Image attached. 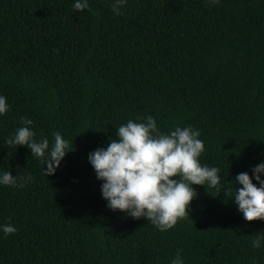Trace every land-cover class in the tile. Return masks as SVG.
<instances>
[{
	"label": "trees",
	"instance_id": "obj_1",
	"mask_svg": "<svg viewBox=\"0 0 264 264\" xmlns=\"http://www.w3.org/2000/svg\"><path fill=\"white\" fill-rule=\"evenodd\" d=\"M114 2L0 0V176L25 178L0 184V226L16 228L0 227V264H171L178 251L183 264H264V220L230 197L264 162V0H126L121 15ZM149 115L163 133L199 130L201 165L232 187L192 185L189 218L163 232L111 210L88 159ZM22 117L49 149L55 132L73 144L54 174L6 144Z\"/></svg>",
	"mask_w": 264,
	"mask_h": 264
},
{
	"label": "clouds",
	"instance_id": "obj_2",
	"mask_svg": "<svg viewBox=\"0 0 264 264\" xmlns=\"http://www.w3.org/2000/svg\"><path fill=\"white\" fill-rule=\"evenodd\" d=\"M210 2L218 3V0ZM125 4L126 0H115L113 13L121 15L120 8ZM72 7L76 11H84L89 8L88 0H75ZM8 110L6 98L0 95V115ZM141 119L143 122L129 119L126 124L120 125L116 129V138L111 139L106 148H97L88 156L97 179L103 181L102 197L111 210L126 212L134 219L143 217L163 232L175 227L179 220L189 218L190 204L197 197L192 185L213 188L215 195L222 188L225 192L232 191L231 185H222L219 168L201 165L199 158L205 146L199 139V130L191 126H177L169 133H163L151 115L137 118ZM32 123L31 119L22 117L21 124L24 126L19 127L6 144L30 148L31 154L47 165L45 175H52L74 146L55 132L54 144L49 149L47 137L39 142L34 139L36 134L30 127ZM261 173H264V162L253 168L252 177L246 172L239 173L235 182L242 187H235L234 194L230 196L234 197L238 210L249 222L264 220V179H261ZM253 177L259 186L252 182ZM24 179L6 171L0 176V184L17 186L18 180ZM26 179L30 181L31 175ZM0 227L5 237L16 232L11 224ZM250 243L253 248L261 246L260 238ZM171 264H183L179 251Z\"/></svg>",
	"mask_w": 264,
	"mask_h": 264
}]
</instances>
